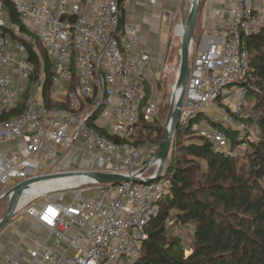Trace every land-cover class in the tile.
Instances as JSON below:
<instances>
[{"label":"built area","instance_id":"built-area-1","mask_svg":"<svg viewBox=\"0 0 264 264\" xmlns=\"http://www.w3.org/2000/svg\"><path fill=\"white\" fill-rule=\"evenodd\" d=\"M125 1L0 0V114L18 109L22 99L19 114L0 121V199L15 184L47 174L99 172L141 180L155 175L158 146L134 143L139 120L152 122L157 113L150 55L139 48L136 26L121 24ZM8 8L16 22L9 21ZM220 14L229 17L223 34L210 30L207 43L192 47L178 124L227 155L234 151L225 130L243 133L249 118L244 114L250 77L244 40L264 27V0H235ZM28 35L47 54L52 73L46 100L57 107L44 100L46 70L41 63L36 71L29 61L22 43ZM172 72L175 77L176 68ZM220 105H227L228 115L224 125H213L211 113H219ZM258 137L256 130L253 141ZM170 185L164 174L151 183L88 180L55 199L49 193L32 198L20 210L76 252L55 258L40 245L30 257L58 264H132ZM70 226L78 235L65 238ZM20 258L14 251L10 263Z\"/></svg>","mask_w":264,"mask_h":264},{"label":"trees","instance_id":"trees-1","mask_svg":"<svg viewBox=\"0 0 264 264\" xmlns=\"http://www.w3.org/2000/svg\"><path fill=\"white\" fill-rule=\"evenodd\" d=\"M8 12L9 21L16 22L12 10L8 8ZM19 27L26 32L21 25ZM198 31L195 26L194 45L200 39ZM28 38L22 43L29 61L36 71L41 63L46 70L43 94L46 100L51 64L38 39L33 35ZM244 44L249 52V75L253 79L252 83L248 82L246 93L247 101L252 104V118L249 116L251 119L245 122L258 130L259 137L253 141L249 133L242 135L238 131L225 130L229 147L234 151V154L225 155L192 134L190 129L177 124L164 171L171 185L159 202L158 216L145 229L147 239L141 245L140 257L132 264H264V27L257 36L245 39ZM148 97L147 90L145 99ZM46 103L49 107H57L47 100ZM20 104L18 109L2 112L0 121L18 115L22 99ZM134 133V143L141 147L153 144L148 140L152 135H162L163 141L165 139L158 120L146 122L141 118ZM244 147L243 155L235 151ZM179 154L190 157L185 159L188 166L183 168L178 164ZM238 159L246 160V169L239 166ZM197 177L203 183L196 181ZM170 216L176 226L189 225L191 228L188 250L182 239L166 227Z\"/></svg>","mask_w":264,"mask_h":264},{"label":"crops","instance_id":"crops-1","mask_svg":"<svg viewBox=\"0 0 264 264\" xmlns=\"http://www.w3.org/2000/svg\"><path fill=\"white\" fill-rule=\"evenodd\" d=\"M154 2L150 4L145 0H127L121 12L123 24H132L138 29L140 50L150 55L151 84L158 82L160 76L168 72L165 57L166 53L171 50V42L175 39V37L171 38L172 34H170V24L175 18V1L154 0ZM234 3L235 0H200L196 21V27L200 33L199 44L204 45L211 39L210 30L216 31L219 35L223 34L222 32L229 23V17L221 15L220 12L227 6H233ZM179 26L175 28L176 37L179 36L177 34ZM211 117L213 121H217L212 113ZM9 148L10 144L4 146V150ZM67 183L68 181L64 179L37 185L64 187ZM30 200L32 199L23 198L20 201V207L27 205ZM63 234L65 238H71L78 235V231L70 226ZM79 234L85 241V233ZM40 245H44L55 258H66L76 252L67 242L58 240L55 234L48 233L39 223L30 219L25 211L18 212L0 230V264H11L10 257L14 251L21 252L18 264H58L55 260L50 263L32 260L30 252Z\"/></svg>","mask_w":264,"mask_h":264},{"label":"water","instance_id":"water-1","mask_svg":"<svg viewBox=\"0 0 264 264\" xmlns=\"http://www.w3.org/2000/svg\"><path fill=\"white\" fill-rule=\"evenodd\" d=\"M181 1V35L179 40V48L178 54L176 58V74H175V85L172 90V94L170 97V107L167 114V118L163 124V129L165 133V139L163 141L162 147L159 152L155 155L153 163H156L158 166L155 175L149 179L141 180L136 178L135 176H121V175H110L104 173H95V172H80V173H66L62 174H47V176H38L33 177L31 180H27L24 182H20L15 184V187L10 189L1 199L0 204L2 202L7 203L6 208L0 217V230L5 227L12 217L18 213L21 209L20 201L23 196L31 189V187L38 183L48 182L49 180L62 179L64 177H86L89 181L95 184H120L127 182L134 183H151L154 181H158L162 179L165 169V163L168 159V156L171 151V145L175 136V130L177 128V124L179 121L180 110L184 103V94L187 88V81L189 77V57L192 52V47L194 44L195 37V26L197 21V12L199 7L200 0H189V11L187 14V18L183 17V10L186 6L185 0ZM179 85L180 90L175 98L174 88L176 85ZM150 164H147L146 167L140 172V174L144 173Z\"/></svg>","mask_w":264,"mask_h":264},{"label":"rangeland","instance_id":"rangeland-1","mask_svg":"<svg viewBox=\"0 0 264 264\" xmlns=\"http://www.w3.org/2000/svg\"><path fill=\"white\" fill-rule=\"evenodd\" d=\"M167 1H175L176 3V6H175V13H174V20L171 21V24H170V34H172V37H175L174 41L171 42V45H170V49L167 53H166V57H165V64L167 65L168 67V72L161 75L160 76V80L158 82H154L153 84V87H154V91H153V100L155 101V103L157 104L158 106V112H157V115L156 117L154 118V120H158L159 123H160V126L162 127L163 129V124L167 118V114H168V111H169V107H170V97H171V94H172V90H173V87L175 85V77L173 76V68H176L175 67V64H176V58H177V54H178V48H179V40H180V33H181V26H179L181 24V17H180V11H181V1L180 0H167ZM188 11H189V3H186V6L183 10V17L187 18V14H188ZM176 26H179L178 27V30H177V34H179V36L176 37V34H175V28ZM199 33V31H198ZM200 35V33H199ZM196 40H194L195 42ZM194 45V44H193ZM198 45L199 43H197L196 45H194V49H198ZM36 47L37 49L39 50L38 52H40V46L38 43H36ZM253 79L251 78V76L249 77V79L247 80L249 83L253 82L252 81ZM252 104L249 102V101H246V106H245V109H244V114L248 115V116H251L252 118V114L250 112V108H251ZM228 111H229V108L224 105H220L219 106V113H212L214 115V119L216 118L217 121H214L215 123H218L219 125H224V119L226 117V115H228ZM250 118V117H249ZM250 118V119H251ZM204 119L201 117L198 119V123L199 124H202L204 121ZM244 125H245V129L242 133L243 134H247L249 133V138L251 140H253L254 136H255V133H256V128L253 126V125H250L247 121L245 122L244 121ZM163 132H164V129H163ZM187 136H190V135H187ZM149 141H152L153 145H156V146H159V144L161 143V141H163V136H157V135H152V137H150L148 139ZM185 144V143H184ZM235 151L239 152L241 155H243V153L246 151V147L244 148H236ZM74 156L70 157L69 161L70 162H73L74 160ZM190 157H186L184 155H178L177 156V161H178V164L181 165V167H186L188 165H186V162H185V159H189ZM169 159V157H168ZM168 159L165 163V165L168 163ZM238 163H239V166L244 169L247 168V163H246V160H241V159H238ZM167 166H165L166 168ZM203 167H205V165L203 164ZM77 169V168H76ZM165 171V169H164ZM196 181H199V183H203L202 179L197 177L196 178ZM62 192L60 191H57V192H52V193H49L48 196L50 198H57V195L58 194H61ZM47 196V197H48ZM6 205L7 203L5 202H2L0 204V217L2 216L5 208H6ZM18 212H24V209L22 210H19ZM170 215H173V214H170ZM172 216L169 217V220L166 221V227L168 229H170V231H172V234L173 235H176L178 237H180V239H182V244L184 245V247L187 248L188 250V245L190 243V236H191V228L189 227V225H180L179 227L176 226L174 220H172L171 218ZM188 251H186V254H187Z\"/></svg>","mask_w":264,"mask_h":264},{"label":"bare ground","instance_id":"bare-ground-1","mask_svg":"<svg viewBox=\"0 0 264 264\" xmlns=\"http://www.w3.org/2000/svg\"><path fill=\"white\" fill-rule=\"evenodd\" d=\"M185 1H186V3H190L189 0H185ZM179 90H180V87L177 84L176 87L174 88L175 98L177 97ZM64 179H66L68 181V183L66 185H64V187H52V186L45 187V186H39V185L35 184L23 196V198L32 199L35 196H42V195L52 193V192L63 191L64 189L77 188V187H80L83 183H86L88 181V179L86 177H83V176H80V177H64L62 179H55V180H64ZM49 181H53V180H49ZM43 183H47V182H43ZM38 184H41V183H38Z\"/></svg>","mask_w":264,"mask_h":264}]
</instances>
